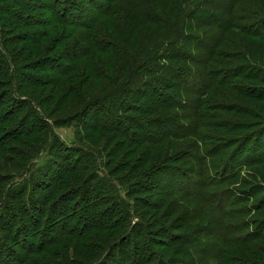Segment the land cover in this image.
<instances>
[{"label":"trees","instance_id":"trees-1","mask_svg":"<svg viewBox=\"0 0 264 264\" xmlns=\"http://www.w3.org/2000/svg\"><path fill=\"white\" fill-rule=\"evenodd\" d=\"M10 2L1 0L0 22L4 25L20 27L43 8L51 18H44L43 30L28 33L22 40L31 45L24 48L25 55L20 57L19 51L1 55L0 84L6 81L8 90L51 86L46 100L57 99L47 111L41 105L46 100L27 95L20 101L0 98L3 106L15 109L14 114L27 108L30 123L28 127V121L19 120L0 124V166L8 160L24 169L40 151L48 155L28 183L12 189L13 196L9 191L2 201L0 187L4 216L6 210L19 215L16 211L31 205L33 219L22 230L32 252L19 256L17 264H195L194 255L188 253L174 259L184 252V246L215 250V255L226 249L221 264H264L256 258L264 255L256 253L263 252L264 246L250 239L264 238V234L242 235L236 240L239 247L232 260L228 256L232 250L226 247L232 242L231 232L223 233V247L203 241L199 234L220 237L208 223L207 228L201 225L189 230L190 210L171 224L180 232L184 229L179 238L182 245L177 246L175 239L165 243L162 237L171 234L159 229L176 215L174 195L161 185L152 200L143 197L152 193L147 180L156 170L164 174L171 161H186L185 150L193 149L190 137L200 136L197 132L207 125L193 120L205 118L202 101L225 112L253 117L237 104L220 101H231L240 90L245 98L264 99V86L255 83L264 85L263 66L246 54L240 36L234 37L240 34L264 42V29H254L259 22L264 28V4L255 0H57L58 10L52 0ZM197 31H202L204 42H195ZM219 58L221 68L217 67ZM241 62L247 65L236 67ZM253 66L259 71L247 72L248 81L233 88L230 80ZM148 91L159 100L147 96ZM2 112L0 123L6 118ZM219 119V127L227 132L254 125L229 116ZM68 125L74 127L75 139L66 144L54 127ZM230 160L216 165L207 162L203 173L192 172L207 180L212 176V183L219 185L235 166ZM212 170V175L207 174ZM180 184L193 186L188 189L192 198L194 191L202 199L209 194H200L196 189L201 185L189 178ZM57 207L61 217L74 224L62 235L64 231L52 233L49 243L42 246L41 222L46 216L50 219V214L58 217Z\"/></svg>","mask_w":264,"mask_h":264},{"label":"rangeland","instance_id":"rangeland-1","mask_svg":"<svg viewBox=\"0 0 264 264\" xmlns=\"http://www.w3.org/2000/svg\"><path fill=\"white\" fill-rule=\"evenodd\" d=\"M7 1H11L10 3H13L12 0ZM44 1L49 2L50 0ZM56 1L57 0H52V3H54L52 5L57 6L58 10H61V5L57 4ZM255 1H260L264 4V0ZM37 3L42 4L43 2L37 1ZM2 5L3 4L0 0V6ZM41 12V14L36 12L33 16L26 18L29 22L25 21L24 25H20V27L17 28L12 25L9 26V24L4 25L3 22H0V57L4 53H11V51L13 53H17V51L21 52L22 54L20 57L27 53L24 48L27 49L31 47V45L26 42L23 43L22 40L26 38L28 33L33 34L34 32H39V28L43 30L45 22L44 18H51L49 17L48 9L43 8ZM36 22L42 25L40 27L28 25ZM254 29L260 31L264 28L259 22L256 24ZM238 36H240L242 44L246 48V54H249L248 56L257 62V64L264 67V42L249 36H241L240 34L234 35L235 38H238ZM203 37L204 35L202 34V31H197L195 34V42L198 39V42L200 40L201 42H204L202 41ZM8 38L12 39L11 43L6 40ZM51 39L52 38H49V41ZM14 40H18L19 42L14 43ZM239 59L237 61H240ZM218 63L219 65L217 67L221 68V58L218 59ZM242 65L245 66L247 64L241 62L238 63L236 67L239 68L242 67ZM263 67L261 69L262 73H264ZM253 68L255 69L254 66ZM253 68L251 69L250 67L247 70H244L245 72H242V76L239 78H232L230 80L232 87L234 88L235 86L239 87V85H244L248 81V78L245 76L247 72L250 74L259 71L256 69L253 70ZM5 83L6 81L1 82L0 84V98L2 99L4 96H10L16 100L17 98L18 100H23L27 96H30L45 101L47 95H50L53 89L51 86L36 89L28 85L22 90H17L15 88L8 90L9 88L5 85ZM255 83L256 86H264L260 82ZM187 88H189V86ZM221 89H225V87H222ZM240 92L241 90L235 91V97L234 99L232 98L231 101L220 102L228 104L234 103L235 105L237 104L242 109L248 111L249 114H252L253 117H248V114L241 115L239 112H225L220 108H215L210 104V102L202 101L200 109L201 112L205 114V118L196 116L193 120H200L203 124L205 121L207 125L205 126L204 124V128L201 132H197L200 133V136L194 135L190 137L191 146H193L191 148L193 149L188 148L185 150V152H187V162L185 160L183 162H180V160L171 161L170 164L165 166L166 170L164 174L158 175V170H156L153 173H156L154 177H149L147 180V183L150 185H148V187H150L152 193L147 196H143L145 197V200H152L156 195V192L160 190L159 186L161 185H165L169 189V193L171 194L170 196L174 195L171 199H175L176 215L170 216L169 218H172L169 219L168 223L163 226L164 228L159 229L163 232L166 230L165 232H169L171 234L169 237H162L165 243L175 239L174 241H176L175 244L177 246L182 245L180 244L181 240L179 238H181L180 236L184 234V229L180 232V230L178 231L171 224L173 223V220H175L174 218L180 216L183 212L185 213L186 210H190L191 215L193 216L186 224V226L190 225L189 230L193 229L195 226L200 227L201 225L207 228V223L214 226L220 237L219 239L207 236V233L199 234L201 238H205V240H201L209 244L215 241L219 243L221 247L226 246L223 242L222 235L225 231L231 232L230 237H232V242L228 241L226 247H229L232 250L228 255L232 260L235 259L233 256L234 250L239 247L238 241L236 240L240 239L242 235H246L248 237L249 235H255L256 233L264 234V99L253 100L247 97L245 98ZM58 93L59 90H56L55 94H57V96ZM146 95L151 97L153 96L156 100H159L158 97L154 93L151 94L150 91H148ZM56 100L57 99L52 101L49 100V102L46 100L47 104L40 103L47 111H50L55 106L54 104H56ZM2 102L3 101H0V115H2V111H4L6 112V118L0 124H14L15 121L19 120L24 122L28 121V123L25 124V127L30 125L28 115H26L27 113L25 112L27 108H25L20 114H14L15 109L9 107L8 105L3 106ZM192 105L194 104H191V106ZM220 116H229L237 122H252L254 125L249 127L245 126L237 131H223L218 124L221 120L219 119ZM49 121L51 122L52 120ZM8 130H12V132L15 131V129L13 130L10 128H8ZM54 131L56 134H59L60 140L64 141L66 144H68L69 141H74L75 139V129L73 126H55ZM1 136L0 131V138ZM0 148L3 147L0 146ZM219 150H221V152H218ZM214 153L216 154L215 156L213 155ZM1 157L2 156H0V159ZM204 157H206L207 160H205ZM47 160L48 155L44 154L43 151H40L37 156L29 161L24 169L15 168V165L12 162L6 160V166H0V187L3 189L1 191L3 197L2 201L6 199V193L10 191L11 196H13L15 193L12 195V189L22 186V183H28L32 176L36 173V170L43 166ZM223 160H226V162L227 160H230L229 163L232 161L235 163V166L229 169L230 171L228 172V175L230 177L226 178L227 180L225 183L215 185L216 182L212 183L211 181L212 176L207 180L206 177L204 178L199 176V173L196 174L192 172L193 170L194 172L198 171L203 173V165L205 163L212 162L216 165L218 163L220 164ZM185 163L187 164V167L191 169L185 167ZM213 173L214 171L212 170L207 174L212 175ZM188 178L201 185L196 189L197 191L199 190L200 194L209 193L208 195L205 194V199L199 197L195 191L193 198L190 195L191 193L188 194V189H193V186L189 187L188 185H184V188L181 187L180 182L185 183ZM252 186H255L254 192ZM224 201H228V203L225 204ZM13 203L15 206V201H13ZM1 206L2 204L0 203V207ZM9 206L14 208L12 204H9ZM57 208L58 217H56L55 214H50L52 216L50 219L46 216L41 222L42 227H44V234L42 237L40 236L42 246L49 243L48 240L52 233L64 231L61 233L62 235L74 224V222L72 224H68L66 220L61 217L59 212L60 208ZM29 209H31V205H26L20 213L16 211L19 215H16L14 210V214L12 215L9 214L7 210L4 211L8 214L6 216H4L3 212H0V216H3L0 218V264H17V258L19 256L28 255L32 252L31 247L26 244L27 241L24 238L22 230V225L26 223L31 224V220L33 219L32 213H29ZM145 218L149 220L147 215H145ZM183 227H185V225ZM177 239H179V241ZM250 239H254V241H257L260 245L264 246V238L257 239L256 236H253ZM62 246L63 245L58 246V248L61 249L60 247ZM154 247L158 248V246ZM184 247V252L181 255L173 256L174 259L179 260L185 253H188L190 255H194L195 264H221L220 258L226 251V249L217 251L215 255V250H211V253L209 251H195L189 247ZM256 253L264 254V251L262 252L259 250ZM71 257H73L72 253L70 254V258ZM256 258H260L264 261V255H258ZM165 261H167V259H165Z\"/></svg>","mask_w":264,"mask_h":264}]
</instances>
